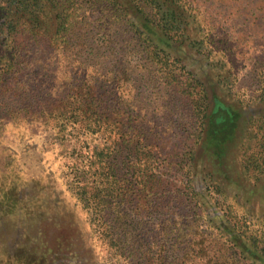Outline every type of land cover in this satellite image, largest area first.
<instances>
[{"label":"trees","instance_id":"trees-1","mask_svg":"<svg viewBox=\"0 0 264 264\" xmlns=\"http://www.w3.org/2000/svg\"><path fill=\"white\" fill-rule=\"evenodd\" d=\"M234 2L0 0V217L40 229L21 235L25 253L4 244L0 264H170L183 242L188 264H264V213L221 176L233 148L251 185L264 179V41H250L263 47L238 92L239 20L221 13ZM237 3L241 36L254 22L264 39V0ZM36 51L56 62L50 89L11 105ZM262 181L243 185L261 205ZM61 227L81 231V258L58 252Z\"/></svg>","mask_w":264,"mask_h":264},{"label":"rangeland","instance_id":"rangeland-1","mask_svg":"<svg viewBox=\"0 0 264 264\" xmlns=\"http://www.w3.org/2000/svg\"><path fill=\"white\" fill-rule=\"evenodd\" d=\"M230 1L231 0H228V2H230ZM237 1L239 2L241 0H236V2H234V5L225 6V7L221 8V13L223 14L225 19H227V20L232 19L233 17H235V15L237 17V20H239L235 25V28H236L235 31L236 32L234 31V29L231 28V30L233 32H235V34H236L235 37H238L237 39H231L232 40L231 42L234 43L236 46V50H238V67H239V70H237V75L239 76V79H238V82L235 85V87H236L238 92H242V93L248 95L251 93V90H249V88H250L249 83L251 82L252 75L250 73L249 67L247 65H245V62L247 60L249 61V59H247V57H248V55H249L248 53L250 51L253 54L254 53L255 54L260 53V50L262 49L263 46L259 45L257 47V50H255V51H252V49H248V47L251 44L250 41L258 40V42L260 44L261 42L264 41V39H253V37H256V36H249V33H254L255 30L258 29V25L254 22L250 25V27L248 29L246 27L244 28V31H242V36H241V23L242 22L239 18V15H237V13H238ZM93 39H96V38L94 37ZM99 39H101V38H99ZM88 40L89 39L87 37L84 39L85 45L87 44ZM241 50H242V53H241ZM247 50H248V52H246ZM84 54H87V53L85 52ZM241 54H242V56H241ZM132 57L133 58H131V60L135 61L136 56H132ZM48 61H50V60L46 56H43L39 51H36L35 54L28 53L27 57H25V68H24V70H26V71L24 73V79L19 80V82L17 83V88L9 93L8 100H9L11 105H23V104H27L30 102H36L37 97L43 96V94L50 89L49 82L51 80V74H52L51 72L53 71V68H50L51 72L48 71V66H47ZM51 61L56 64L55 60H51ZM77 63H78V61H77ZM57 73H58V70H57ZM158 101H160V100H158ZM255 105H257V106L259 105L260 107H264V101L260 102V103H256ZM182 113L184 115V110ZM182 113L179 111L177 113V115L180 117L182 115ZM175 116H176V114L173 115V118ZM180 119H177L178 123H180V124L175 123L172 126H174V129L176 131H178L177 137L180 139L181 143L184 146V144H186V143L183 142L184 138H183L182 134L179 133V132H182L183 129H181L182 130L181 131L180 129H178L175 126V125L181 126L183 124L184 119L182 121ZM191 129L192 128L190 127L189 130H191ZM183 135H187V131L184 130ZM189 141H191V138H189ZM231 150H232V152L231 153L229 152V155H228L230 157V160L228 159L229 168H226L225 174L221 175V176L227 177V178L223 177V180L225 183V190H227L229 192L230 196H233V193L237 194L239 197H241L243 195L242 196L243 200L245 198L247 200L246 202L248 203V205H251V207L249 206L250 210L253 213L260 215L262 212L264 213V204L261 205V203L259 201V194H257V193L248 194L245 191V188L243 185H248L249 187L255 185L256 187H258V185L263 184L262 180H264V179L262 178V179L258 180L256 182V184L251 185V182L242 173V166L238 165L236 163V161L240 163L241 155H239V152L236 151L237 149L231 148ZM243 192H244V194H243ZM179 207L181 208V210L185 211V206L183 203L180 204ZM167 213H169L170 217H174V214H176V212H174V208L167 210ZM158 215H160V214H158ZM13 218H12V216L10 217V215L7 216V215H3V214L0 217V260L3 259V257L1 256V252L3 250L4 244L10 243V244L6 245V247L7 246L8 247L13 246V247H11V248H13L12 251L17 252L18 254L25 253L24 251H26V248H29L30 245H27V242L23 241L21 239V237H22L21 235L23 233H26V234L29 233V234H34L33 236L36 237V233H38V231L40 230L38 227H34L32 230L30 229L29 231H27V229L19 226V230L16 231L14 227L9 228L8 225L5 226V223H7V221L12 225L16 224V221ZM28 219L31 220V223H32L33 221L36 220V217L32 214H29L26 217V221L22 222V220H19L20 222L19 221H17V222L24 224V223L28 222ZM199 222H200L201 227L205 226V223H203L201 221H199ZM46 224H47V222H46ZM57 231H58V236L60 237V239L58 240V244H56V248H57L58 252L60 253V251L65 250V248L67 251H69L70 249L75 250L80 254V258H81V256H83V254L86 252L85 245L83 244V241L81 238V236H82L81 231H78V232L74 231V230L71 231V230H68L64 227H61V230L57 229ZM35 242H36V240H35ZM28 243H30V242H28ZM11 244H13V245H11ZM181 245L183 246V248L181 250L180 249L175 250V252L178 254V259L174 258V257L171 258L170 264H188V263H191L192 256L190 257L189 253L183 257V261H182V258H179V257L183 254V252H190L191 251L194 253V250H190L188 247V244H186V242H183ZM184 247H186V248H184ZM40 248H39V246H33L31 253L37 252L36 256L40 255L41 254V252H39ZM45 250H47V248ZM20 252H22V253H20ZM44 253L47 254V253H49V251H44ZM76 261H77V262H75L76 264H80L79 259ZM81 264H88V263L82 262Z\"/></svg>","mask_w":264,"mask_h":264}]
</instances>
